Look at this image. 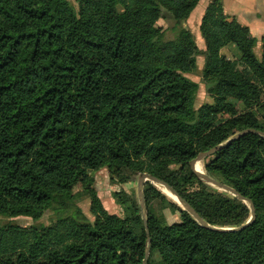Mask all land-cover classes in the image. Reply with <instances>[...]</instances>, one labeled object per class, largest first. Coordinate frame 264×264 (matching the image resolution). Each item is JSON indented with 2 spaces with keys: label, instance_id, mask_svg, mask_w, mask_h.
<instances>
[{
  "label": "trees",
  "instance_id": "trees-1",
  "mask_svg": "<svg viewBox=\"0 0 264 264\" xmlns=\"http://www.w3.org/2000/svg\"><path fill=\"white\" fill-rule=\"evenodd\" d=\"M74 1L76 10L69 0H0V216L51 212V225L31 234L0 225V264H143L146 228V264H264V137L255 132L203 158L207 175L252 201L255 216L241 229L203 226L186 210L170 224L146 210L145 228L137 197L120 194L118 216L92 187L103 166L118 182L145 172L211 225L246 222L247 204L189 162L246 127L264 131V34L257 56L248 27L210 0L200 50L183 25L199 0ZM159 17L172 20L171 36ZM198 53L213 98L195 107L198 83L186 74ZM230 98L255 104L261 119L238 113ZM219 114L230 117L216 122ZM169 164L180 168L166 174ZM185 184L196 188L182 192ZM142 189L146 208L161 196L152 184ZM83 197L100 212L94 222L78 205Z\"/></svg>",
  "mask_w": 264,
  "mask_h": 264
},
{
  "label": "rangeland",
  "instance_id": "rangeland-1",
  "mask_svg": "<svg viewBox=\"0 0 264 264\" xmlns=\"http://www.w3.org/2000/svg\"><path fill=\"white\" fill-rule=\"evenodd\" d=\"M68 3L73 10H76L77 4L74 0H69ZM203 7L204 5L202 0H199L197 5L191 11L188 18L183 22V25L186 26L193 33L195 37L196 45L200 50H203L205 48L204 39L201 35L199 28L201 21L200 19L203 14L202 12ZM163 12L166 13L165 11ZM155 25L161 29H165L166 35L171 36L172 32L170 27L172 25V20L170 18L159 17L155 21ZM253 50L257 56H260L261 42H257L256 45L253 47ZM220 52L230 58H233L235 56V50L230 46H224L223 48H221ZM195 59L196 60H195L194 71L189 72L186 75L190 79L198 83V89L194 99V106L198 107L203 103L211 102L213 96L212 94L209 93L206 84L202 79V67L204 65L203 53H198L195 56ZM229 100L236 105L238 113H251L254 115V118L256 120L261 119V113L255 104H246L235 98H230ZM229 117H230L229 114H219L216 119V122H220ZM204 162H205L204 159L198 161V164H200L201 171L203 172H205ZM179 168L180 167L177 164H169L166 168V174L170 173L174 169L178 170ZM127 172L130 175L128 176L127 180L124 182H118L114 177H112L109 173V170L105 166L97 169L92 173V177H93L92 187L96 189V195L101 207L103 208V210H105L108 213H113L118 216L124 215V213L126 212L125 206L117 202V198L120 196V194L124 192L131 193L133 196L137 197L138 200L136 185H137L138 175L141 172L140 173L139 172L136 173L132 171H127ZM143 184L145 185L152 184L153 186H155V188H157L161 192L160 197H157L150 201V203L147 205L146 210H148L150 213L156 216L163 217L168 224L179 221L181 217V210L184 209L180 208L181 204L177 201V199L173 198L172 194L160 184L152 183L150 182V180H145ZM207 184L213 187L214 189L232 195L229 192L220 189L214 185H211L209 183ZM72 188L74 190H78L81 188V183L78 179H76L73 182ZM195 188H196V184H191V185L185 184V186L180 189L182 190V192H184V191H192ZM244 202L248 206V203L246 201ZM78 205L81 207L82 211L84 212L86 218L89 221L94 222L98 218L100 212L99 214H97L96 211H94V209L90 204L89 197L81 198L78 201ZM50 217H51L50 211H45L42 215L36 218H32L24 215H16L10 217L0 216V225H7V224L13 225L16 228H18V230L21 231L25 230L31 234L34 231V229H39L40 225L49 227L51 225V221L49 220Z\"/></svg>",
  "mask_w": 264,
  "mask_h": 264
},
{
  "label": "water",
  "instance_id": "water-1",
  "mask_svg": "<svg viewBox=\"0 0 264 264\" xmlns=\"http://www.w3.org/2000/svg\"><path fill=\"white\" fill-rule=\"evenodd\" d=\"M247 132H255L261 136L264 137V131H261L259 129H254L252 127H246L242 130H239L238 132L232 134L229 138H227L224 141H221L219 143H217L216 145L210 147L207 150L201 151L199 152L194 158H192L189 162L190 168L192 169V171L198 176V178H200L201 180H203L206 183H209L211 185H214L220 189H223L227 192H229L230 194L246 201L248 203V208L250 210V216L249 218L246 220V222H244L243 224H240L238 226H230V227H223V226H214L211 225L209 223H207L206 221H204L198 214L197 212L193 209V207L181 196L177 193V191L171 186L169 185L167 182H165L163 179H160L156 176H153L149 173H144L141 172L138 175L137 178V185H136V189H137V196H138V201H139V207H140V213L142 215L143 218V222L146 228V205H145V201H144V196H143V183L145 182V180H150V182L155 183V184H160L163 187H165V189H167L172 195H174V197L177 199V201L181 204L180 208L186 210L198 223H200L203 226L212 228V229H217V230H236V229H241L244 226L248 225L254 218L255 216V210H254V206L252 201L248 198L245 197L241 194H239L234 188H232L230 185L221 182L209 175H207L205 172L203 171H199L197 169H195V165L196 163H198L199 160L205 158L206 156H209L210 154H212L215 150H217L218 148L228 144L229 142H231L232 140L238 138L239 136L247 133ZM146 246H145V253H144V259H143V264H146V258L149 252V244H150V240H149V234H148V230L146 228Z\"/></svg>",
  "mask_w": 264,
  "mask_h": 264
},
{
  "label": "crops",
  "instance_id": "crops-1",
  "mask_svg": "<svg viewBox=\"0 0 264 264\" xmlns=\"http://www.w3.org/2000/svg\"><path fill=\"white\" fill-rule=\"evenodd\" d=\"M209 1L202 0L203 10ZM221 3L224 12L247 26L257 42H260L264 34V0H221Z\"/></svg>",
  "mask_w": 264,
  "mask_h": 264
},
{
  "label": "bare ground",
  "instance_id": "bare-ground-1",
  "mask_svg": "<svg viewBox=\"0 0 264 264\" xmlns=\"http://www.w3.org/2000/svg\"><path fill=\"white\" fill-rule=\"evenodd\" d=\"M195 169L201 171L200 164L196 163V165H195ZM157 186H158V185H157ZM172 197L175 198L174 195H172Z\"/></svg>",
  "mask_w": 264,
  "mask_h": 264
}]
</instances>
